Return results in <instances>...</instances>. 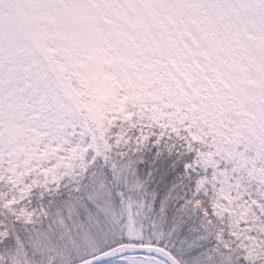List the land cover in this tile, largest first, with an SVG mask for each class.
<instances>
[{
    "label": "snow or ice",
    "instance_id": "snow-or-ice-1",
    "mask_svg": "<svg viewBox=\"0 0 264 264\" xmlns=\"http://www.w3.org/2000/svg\"><path fill=\"white\" fill-rule=\"evenodd\" d=\"M0 264H264V0H0Z\"/></svg>",
    "mask_w": 264,
    "mask_h": 264
}]
</instances>
